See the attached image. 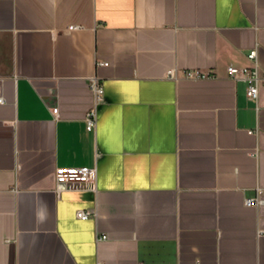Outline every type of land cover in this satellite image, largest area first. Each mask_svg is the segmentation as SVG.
Returning <instances> with one entry per match:
<instances>
[{
	"label": "crops",
	"instance_id": "obj_1",
	"mask_svg": "<svg viewBox=\"0 0 264 264\" xmlns=\"http://www.w3.org/2000/svg\"><path fill=\"white\" fill-rule=\"evenodd\" d=\"M255 46L264 0H0V264H264Z\"/></svg>",
	"mask_w": 264,
	"mask_h": 264
},
{
	"label": "built area",
	"instance_id": "obj_2",
	"mask_svg": "<svg viewBox=\"0 0 264 264\" xmlns=\"http://www.w3.org/2000/svg\"><path fill=\"white\" fill-rule=\"evenodd\" d=\"M75 28V26H70V29ZM259 47L255 46L247 52V58L251 61L250 66L238 67L234 65L228 66V74L231 79L235 81H243L246 83V94L247 97L254 101L256 104L258 102L259 91L262 83L264 82V76L260 70V63L258 57ZM100 64H106L105 62H100ZM193 72H188L187 75H193ZM168 77L176 78V74L173 70L168 72ZM93 91L95 93V98L98 99L103 93V88L99 86L96 82V78H93ZM258 109V104L256 105ZM55 115L58 114V108L53 109ZM97 126V111L95 107H92L86 116V127L87 130L92 131ZM98 179V169L96 166H60L56 169L55 180L59 186V190H62L63 186L67 188H79L81 186H90L92 189L96 188ZM246 205H254L258 203L256 198H247L245 201ZM76 216L79 219H88L94 216L93 210L79 209L76 212ZM261 233H264L261 232ZM107 236L103 235L100 239H106Z\"/></svg>",
	"mask_w": 264,
	"mask_h": 264
}]
</instances>
